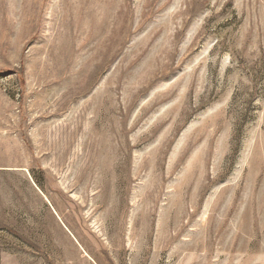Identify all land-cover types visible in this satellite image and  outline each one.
Returning a JSON list of instances; mask_svg holds the SVG:
<instances>
[{
  "label": "rangeland",
  "instance_id": "374dc122",
  "mask_svg": "<svg viewBox=\"0 0 264 264\" xmlns=\"http://www.w3.org/2000/svg\"><path fill=\"white\" fill-rule=\"evenodd\" d=\"M0 264H264V0H0Z\"/></svg>",
  "mask_w": 264,
  "mask_h": 264
}]
</instances>
